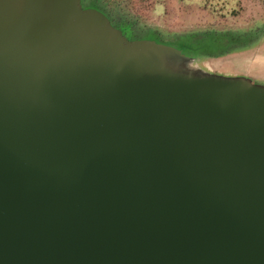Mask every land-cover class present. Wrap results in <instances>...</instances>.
Instances as JSON below:
<instances>
[{"label": "water", "instance_id": "water-1", "mask_svg": "<svg viewBox=\"0 0 264 264\" xmlns=\"http://www.w3.org/2000/svg\"><path fill=\"white\" fill-rule=\"evenodd\" d=\"M165 52L0 0V264H264V86Z\"/></svg>", "mask_w": 264, "mask_h": 264}, {"label": "rangeland", "instance_id": "rangeland-1", "mask_svg": "<svg viewBox=\"0 0 264 264\" xmlns=\"http://www.w3.org/2000/svg\"><path fill=\"white\" fill-rule=\"evenodd\" d=\"M97 2L114 26L128 25L135 38L155 34L158 45L176 50L173 56L197 69L194 74L242 78L264 86V0ZM80 8L87 11L81 3ZM186 43L198 52L187 54L182 49Z\"/></svg>", "mask_w": 264, "mask_h": 264}, {"label": "trees", "instance_id": "trees-1", "mask_svg": "<svg viewBox=\"0 0 264 264\" xmlns=\"http://www.w3.org/2000/svg\"><path fill=\"white\" fill-rule=\"evenodd\" d=\"M80 3L82 4V6H84L85 8L87 7V10H97L99 11L101 14H103L105 17H108L106 14H104L101 10V8H99L98 6V2L97 0H80ZM123 34H125V36H127V38L129 39H138V40H145L148 42H152L155 44L160 43V40L158 39V37L155 34H151L148 33L145 36L141 37V38H135L136 36L132 35V33H130V27L127 25H123L120 29H119ZM183 51H185L187 54H193V53H197L198 50L196 47H194L193 45L186 43L184 44V46L182 47Z\"/></svg>", "mask_w": 264, "mask_h": 264}, {"label": "bare ground", "instance_id": "bare-ground-1", "mask_svg": "<svg viewBox=\"0 0 264 264\" xmlns=\"http://www.w3.org/2000/svg\"><path fill=\"white\" fill-rule=\"evenodd\" d=\"M162 60L169 68L175 71L190 73L198 72L197 69L193 67L188 61L181 60L169 52L162 54Z\"/></svg>", "mask_w": 264, "mask_h": 264}, {"label": "flooded vegetation", "instance_id": "flooded-vegetation-1", "mask_svg": "<svg viewBox=\"0 0 264 264\" xmlns=\"http://www.w3.org/2000/svg\"><path fill=\"white\" fill-rule=\"evenodd\" d=\"M114 28H116V29H120L119 27H117V26H114L112 23H110Z\"/></svg>", "mask_w": 264, "mask_h": 264}]
</instances>
